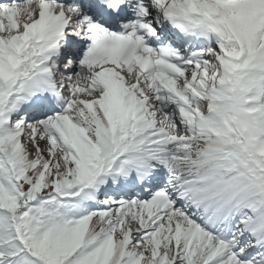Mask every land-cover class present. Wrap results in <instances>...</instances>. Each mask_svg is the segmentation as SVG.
I'll list each match as a JSON object with an SVG mask.
<instances>
[{
    "label": "snow or ice",
    "instance_id": "1",
    "mask_svg": "<svg viewBox=\"0 0 264 264\" xmlns=\"http://www.w3.org/2000/svg\"><path fill=\"white\" fill-rule=\"evenodd\" d=\"M0 264H264V0H0Z\"/></svg>",
    "mask_w": 264,
    "mask_h": 264
}]
</instances>
